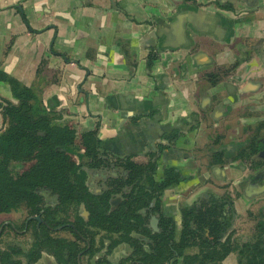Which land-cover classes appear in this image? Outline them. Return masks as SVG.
Masks as SVG:
<instances>
[{"label": "crops", "instance_id": "1", "mask_svg": "<svg viewBox=\"0 0 264 264\" xmlns=\"http://www.w3.org/2000/svg\"><path fill=\"white\" fill-rule=\"evenodd\" d=\"M181 5L219 12V23L204 20L200 26L220 29L224 39L191 33L188 49L159 48L153 35L158 21L167 24ZM199 51L201 62L213 63L193 67L190 57ZM150 54L156 57L149 65ZM234 63L215 85L202 77ZM0 70L30 88L78 145L83 133L97 127L102 148L138 161L163 148L156 178L168 166L185 179L162 196V210L172 208L178 224L181 194L199 204L204 194H222L224 187L236 193L233 238L246 243L256 223L264 222V192L250 199L240 186L252 165L264 170V160L244 170L240 159L216 165L221 174L194 155L212 134H222V144L230 145L264 123V0H0ZM249 81L255 89L240 93ZM0 98L17 103L2 81ZM191 114L199 126L190 131ZM166 124L184 134L170 147L159 138ZM257 135L264 145V126ZM195 251L187 248L185 254ZM237 261L231 252L222 264Z\"/></svg>", "mask_w": 264, "mask_h": 264}, {"label": "trees", "instance_id": "2", "mask_svg": "<svg viewBox=\"0 0 264 264\" xmlns=\"http://www.w3.org/2000/svg\"><path fill=\"white\" fill-rule=\"evenodd\" d=\"M219 6L225 9L229 7ZM155 57V54L149 55V65ZM235 66L236 63L216 67L204 73L202 77L209 85H215L227 77ZM0 81L10 87L12 97L17 100L14 104L0 98L2 124L0 131V211H9L26 204L31 208V212H34L39 202L38 194L34 191L36 187L46 185L56 192L67 188L65 184L70 174V162L65 151L73 146L70 135L72 131L68 126L55 122L56 114L48 109L30 88L1 70ZM263 126L264 123L256 125L255 132L250 135L249 144L235 156L228 159L224 157L223 152H212L210 165L223 164L236 159L250 160L251 156L257 152L255 141L258 131ZM166 137L174 140L176 134L168 133ZM220 139L221 136H217L214 143L219 144ZM82 143L86 160L91 164L98 163L102 152L98 128L83 133ZM152 155L153 158L145 165H136L131 161H127L124 165V168L128 170V177L123 184H134V186L129 193H123V204L119 212L115 213L114 218L108 222L107 227L109 230L121 231L122 239L126 241L133 239L130 236L132 231H147L141 224L142 216L139 211L155 198L156 205H158L155 210L159 213V195L164 188L174 184L173 175L177 182V174L172 170H168L164 179L160 181L153 178L157 160L155 153ZM25 163H31L26 171L21 174L14 173L15 166ZM77 186L80 192L78 196H85L83 181L78 180ZM227 196L223 199H215L213 205L216 208L212 218L200 217L192 206H182V222L178 240H175L173 219L160 214L162 231L154 234L152 238L153 251L146 253L139 261L142 264H164L172 258L174 264L175 258L181 257L180 264H221L229 253L236 252L237 264H264V222L256 223L252 239L246 243H239L233 238L234 231L230 230V226H226L228 219L224 212L227 209H225L226 202L223 200L229 199ZM108 198L109 195L105 198L106 208ZM193 218L199 221V226L196 228L191 224ZM206 229L209 231L207 235ZM193 245L197 247V251L185 254L184 250ZM38 251L33 253L30 262L37 258ZM15 260L14 254L0 250L1 264H19Z\"/></svg>", "mask_w": 264, "mask_h": 264}, {"label": "flooded vegetation", "instance_id": "3", "mask_svg": "<svg viewBox=\"0 0 264 264\" xmlns=\"http://www.w3.org/2000/svg\"><path fill=\"white\" fill-rule=\"evenodd\" d=\"M190 117L193 120L188 127L191 131L199 126V119L193 118L192 114ZM1 127L0 117V131ZM168 133L176 134L174 140H169L166 137ZM181 134L184 135L182 132L174 131L172 128L171 131L162 135L161 140L164 141L165 147H170ZM70 135L73 146H70L65 151L70 162V174L65 184L67 188L56 192L46 185L36 187L34 191L38 194L39 202L36 204L37 209L34 212H31V208L26 204L9 211H0V250L14 254L15 261H18L19 264H142L139 261L140 258L144 257L146 253L153 251L154 241L152 238L154 234L162 231L160 214L166 218L171 217L173 219L175 223V240H178L182 222V206H192L195 213L200 217L212 218L216 208L213 205L215 199H223L226 195L229 198L223 200L226 202L227 207L224 212L226 219H228L226 226L229 227L231 224L230 215L232 209L234 210L232 194L236 195V193L233 190H229L228 187H222L224 189L222 194L213 192L204 194V198L200 200L199 204L197 202L189 203L181 194L180 200L177 202V209L180 214L179 224L176 221V212L172 213V208H165L166 211L168 210L167 213L163 211L162 196L164 192L176 188L185 180L181 179V174L177 168L167 166L160 177L156 178V170L153 173V178L156 181L164 179L168 170H172L173 173L177 174V182H175V176L173 175L174 184L172 183V185L164 188L159 195V213L155 210L158 205H156V199L154 198L148 206L139 211L142 216L141 224L147 231H132L130 233L132 240L126 241L122 239L123 234L121 231L109 230L107 225L114 218V214L119 212L124 200L123 193H129L134 186V184H123L128 177V170L124 168V165L127 161H131L136 165H145L153 158L152 154L155 153L157 169L161 155L165 152H162L164 151L163 148L157 147L155 152L145 155L147 160L143 162L135 159L136 157L132 154L110 152L101 146L100 161L91 164L84 157L83 143L81 142L82 145L76 144L73 141L72 134ZM217 136H221L219 144L214 143ZM247 137L246 139L232 142L243 143V145L239 150L233 151L232 154H229V157H226L225 151H215L220 146L227 145L222 144L223 135L219 133L212 134L209 141L203 145L206 146L211 141L213 143V147H208V167L211 168L213 166V171L217 167L216 165H225L238 160L216 164L215 166L210 165L212 152H223L224 157L229 159L249 144L250 134ZM197 149L194 153L195 156H197ZM254 155L251 156L250 160L240 159L238 163L243 168L242 170L246 169L248 164H254L252 162L255 161L252 160ZM30 165L31 163L17 165L13 168V171L16 174H21ZM221 174H217V177L224 180L225 178L221 177ZM78 180L83 181L85 196H78L80 193L77 186ZM242 185L246 186L244 180L240 186ZM107 195H109V198L107 199L108 207L106 208L104 203ZM226 212H228V215ZM153 217L157 218L155 226L152 223ZM194 219H192L191 224L196 228L199 226V221ZM218 219L220 220V217ZM231 229L233 230L232 227H230ZM205 233L206 235L209 233L208 229L205 230ZM187 248H193L197 251V247L194 245ZM37 250H39L37 258L30 262L33 253ZM175 259L176 262L174 264H180L181 257H176ZM172 262L173 260L170 258L164 264H173Z\"/></svg>", "mask_w": 264, "mask_h": 264}, {"label": "water", "instance_id": "4", "mask_svg": "<svg viewBox=\"0 0 264 264\" xmlns=\"http://www.w3.org/2000/svg\"><path fill=\"white\" fill-rule=\"evenodd\" d=\"M221 19L223 18L219 12L208 11L192 5H181L178 7L173 16L169 18L167 24L162 20L158 21L153 35L158 38L159 48L163 47V49H168L171 52H174L180 47L188 49L190 45L193 44L192 38L190 37L191 33L207 34L212 35L217 39H224V34L222 33V31H220V29H212L209 25H206L204 27L200 26V22L204 20H208L210 23L214 21L219 23ZM203 55L204 52L199 51L190 57L193 63V67L210 65L213 63V60L211 59H206L207 62H201L199 60V57ZM230 84L231 82L227 83V85ZM250 85H254V82H247L246 85L238 89V91L240 93L253 91L255 87L250 88ZM226 88H228V86H226ZM175 126V124H173L172 126L170 124L164 125L159 138L161 139L162 135L165 132L171 131ZM255 142L257 145V152L252 160H264V145L260 143V139H257ZM242 145L243 143H232L230 145L220 146L215 151H225V156L229 157V154H232L235 150H239ZM229 146H231L230 149H228ZM249 166H251V164ZM252 166L251 169H249V173L243 178L244 182L246 183V186L243 187V194L250 199L264 192V176L263 174H261V171L264 170H262L263 168L255 169L254 166ZM215 170L217 172L220 171L222 174L224 173V171L220 170L219 167L215 168ZM156 221L157 218L153 217V226L156 225Z\"/></svg>", "mask_w": 264, "mask_h": 264}, {"label": "rangeland", "instance_id": "5", "mask_svg": "<svg viewBox=\"0 0 264 264\" xmlns=\"http://www.w3.org/2000/svg\"><path fill=\"white\" fill-rule=\"evenodd\" d=\"M209 143H210V146H209ZM208 144H206V146H202V147H198L199 149L198 152H197V156H198V159L200 160V162L203 164L204 162L207 161V155H208V152H209V148L208 147H213V143L212 141L209 142Z\"/></svg>", "mask_w": 264, "mask_h": 264}]
</instances>
